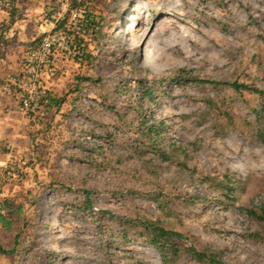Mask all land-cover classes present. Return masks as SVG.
<instances>
[{"label": "rangeland", "instance_id": "obj_1", "mask_svg": "<svg viewBox=\"0 0 264 264\" xmlns=\"http://www.w3.org/2000/svg\"><path fill=\"white\" fill-rule=\"evenodd\" d=\"M74 5L85 10L77 26L69 27V12L44 33L62 8L38 15L15 8V31L5 38L12 45L0 47L13 58L0 97L15 98L25 116L15 137L0 141V215L10 224L0 223V264H162L141 230L124 229V218L159 219L197 247L221 250L227 264H264V226L237 209L264 203V97L174 80L184 70L183 77L264 91V0ZM61 30L80 36L51 47L40 63L43 39ZM83 49L91 62L79 59ZM47 94L66 101L39 105ZM24 99L37 108H22ZM139 120L164 130L160 147L175 162L126 150L143 129ZM204 176H227L233 205ZM84 191L90 207L81 205ZM103 210L114 218L96 221ZM177 264L198 263L182 256Z\"/></svg>", "mask_w": 264, "mask_h": 264}, {"label": "trees", "instance_id": "obj_2", "mask_svg": "<svg viewBox=\"0 0 264 264\" xmlns=\"http://www.w3.org/2000/svg\"><path fill=\"white\" fill-rule=\"evenodd\" d=\"M91 15H86L85 20L89 27L93 25V20ZM98 26V25H97ZM97 30L100 31V27H97ZM97 31V33H98ZM81 62L84 60L90 61V55L81 52V56H79ZM184 72V70H179V75L176 80L179 84H199V83H209L214 85H223L231 88L233 91L241 93L247 92L250 94L257 95L259 97H264V91L258 88L254 84H245L239 83L237 81L233 82H216L201 80L199 78H187L180 75V73ZM79 81H90L89 78L84 77ZM76 87V86H75ZM78 89V88H76ZM75 89V91H77ZM152 88H148L145 92H143L144 98H150L153 96ZM46 107H55L59 108L63 103H65V98H54L50 94L45 95L44 99L39 102V105H43L44 102ZM142 112L138 110V118H142ZM140 123H143V129L135 132L128 140V145L126 150L132 155H143V154H153L158 159L164 162H175L171 153L167 150H164L160 147V137L163 135L164 130L159 128L158 125L145 126L144 120H139ZM142 126V125H141ZM180 167L184 164L178 163ZM203 182L208 183V185L214 186L216 188H221V190H225V199H229L231 204L233 205V193L234 188L231 185L230 180L227 176H224L222 181L216 180L212 176H204ZM215 188V189H216ZM85 200L81 204L82 206L90 207L92 205L91 200L89 198L90 192L84 191ZM131 194H136L135 192H131ZM192 199H196L195 197H191ZM155 201L159 204L160 207H164L168 205V201L159 200L158 198H154ZM245 217L258 224L264 226V203L259 205L251 204L248 207H238L237 208ZM96 221H105L106 219L112 220L114 218L113 214L108 210L100 211L96 214ZM99 216V217H98ZM0 223L4 227H8L10 224L7 220L0 215ZM122 226L126 228H135L141 230V235L145 237V243L150 247L154 248L160 256L162 264H177L179 259L182 256L188 257L189 261L196 262L198 264H227L223 259V253L221 250L212 249L209 246L205 247H197L191 242L186 241L188 239L187 236L180 232L172 231L167 229L162 225V222L159 219H148V218H139V219H131L124 218L122 220ZM127 230V229H126ZM126 234V232H124ZM6 255L13 254V249L10 251L2 250Z\"/></svg>", "mask_w": 264, "mask_h": 264}, {"label": "built area", "instance_id": "obj_3", "mask_svg": "<svg viewBox=\"0 0 264 264\" xmlns=\"http://www.w3.org/2000/svg\"><path fill=\"white\" fill-rule=\"evenodd\" d=\"M77 0H52L51 6L47 3V0H0V35H2L4 38H7L6 31L2 29L3 25H6L9 23V18L13 17V11L15 8H26L28 7H34V8H62V11L58 12H51V16L49 19L44 23L45 28L41 26L40 28L43 29V33L47 29H53L55 25L58 23L61 17L65 16L66 14L70 12L68 25L69 27H75L77 26L78 22L80 21V18L85 15V10L83 7H77L74 5V3ZM69 8H75L69 11ZM7 16V20L3 18V16ZM79 31V28H78ZM76 31L75 37L73 38L69 32V30H61L57 33H49L43 40H44V51L42 54V57L40 58V63L44 62V59L46 57V53L49 52V49L56 44L61 45H68L72 41L71 39H76L80 36V33ZM78 49H72L73 54L77 55L75 51ZM77 57V56H76ZM6 91H9V89H5L0 87V96H2ZM45 94V93H44ZM43 94V95H44ZM42 95V96H43ZM38 98L40 95L38 94ZM21 107L26 110H34L37 107H34V103L32 104V101L30 100H22ZM34 107V108H33Z\"/></svg>", "mask_w": 264, "mask_h": 264}, {"label": "crops", "instance_id": "obj_4", "mask_svg": "<svg viewBox=\"0 0 264 264\" xmlns=\"http://www.w3.org/2000/svg\"><path fill=\"white\" fill-rule=\"evenodd\" d=\"M43 9L44 8H30L29 12H31V15H38L43 11ZM15 26L16 25L13 26L10 22L3 25L2 29L5 31L7 30L8 32H6V34L8 35V33L11 32V29L15 31ZM20 28L23 29L22 26ZM7 45L10 46L12 44H7L6 39L0 35V47L6 48ZM0 53L2 55H0V81L2 80L3 82L0 86L8 87L11 86V79H8L6 74L9 72V68L13 64V58H11L9 54L4 55L1 50ZM24 121V113L18 105V102H16V99L7 96L0 97V141L3 142L7 140L10 138L11 134L15 137L17 129H20V126Z\"/></svg>", "mask_w": 264, "mask_h": 264}, {"label": "bare ground", "instance_id": "obj_5", "mask_svg": "<svg viewBox=\"0 0 264 264\" xmlns=\"http://www.w3.org/2000/svg\"><path fill=\"white\" fill-rule=\"evenodd\" d=\"M125 29H122L121 31L123 32ZM129 37V34L127 35Z\"/></svg>", "mask_w": 264, "mask_h": 264}]
</instances>
